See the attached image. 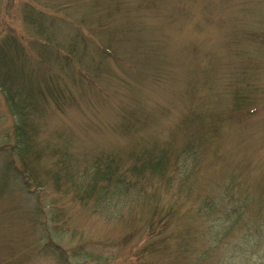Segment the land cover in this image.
<instances>
[{
	"label": "rangeland",
	"instance_id": "374dc122",
	"mask_svg": "<svg viewBox=\"0 0 264 264\" xmlns=\"http://www.w3.org/2000/svg\"><path fill=\"white\" fill-rule=\"evenodd\" d=\"M9 36L0 71L34 93L43 151L10 152L17 120L0 90V264H206L209 221L195 211L204 198L233 207L227 196L245 213L207 263L246 254L264 212V0H0V43ZM48 88L57 102L37 98ZM56 150L73 178L110 160L127 190L76 200L53 185ZM152 158L164 171L136 175Z\"/></svg>",
	"mask_w": 264,
	"mask_h": 264
},
{
	"label": "trees",
	"instance_id": "16d2710c",
	"mask_svg": "<svg viewBox=\"0 0 264 264\" xmlns=\"http://www.w3.org/2000/svg\"><path fill=\"white\" fill-rule=\"evenodd\" d=\"M24 16L27 24L32 26L38 32L41 31V25L39 26V24L41 22L42 15L39 12H35L34 8L31 7L30 9H28V12H25ZM14 41L17 42L16 39L11 36L2 38L0 43V50L2 48L5 49L8 46H14V44H16ZM47 55L46 53H44V55L42 53V56L44 58H47ZM49 85L51 84L49 83ZM20 88H23V86L15 84L14 80L8 74L4 72L2 73L0 71V90L2 91L6 100L10 104L11 111L17 120L14 136L15 146L9 148L10 152L18 157L26 156L27 159H29L30 157L37 158L39 154L43 151L41 149L36 150L35 147L37 127L35 124H33L32 118L35 116V114H38V109L34 106L35 98L33 101V105H31V99L34 93L32 91L30 93L29 90L25 91ZM46 96H52V98L56 102L60 98V96L53 94L52 89L49 90V88L47 92L42 91V94L37 95V98L43 99L46 98ZM56 151L54 152V155L56 157V168L58 172L56 171L55 174L51 177L53 185L57 188H70V191L73 192L74 198L76 200L85 203L89 201L90 197L92 198V195H95L96 192H101L102 197H107L109 196L107 190L108 188L121 189L122 192L123 188L127 190L128 184L125 183L126 181L120 180L117 182H110L112 181L113 175L115 173L112 172L115 168H113V170L110 168V160L108 161L106 158L103 157L91 159L90 162L85 163L84 168L81 170L85 173V175L81 173L80 176H74L73 178V168L71 167L70 170L69 166L63 165V163H67L64 157L66 154V150H60L57 152ZM152 159V161L147 160V165L152 164V166L147 167V170H145L144 172H142L143 168H139L137 169L138 173L135 174L138 176H143L146 174V172L151 174L150 170L157 174V171L163 172L164 169L162 167L157 168L156 165L153 167L154 163L158 162V160L155 158ZM61 164L63 165L62 171L59 172L61 170V168H59ZM178 168H180V166ZM86 176L89 178L86 179ZM20 177L26 187H30V185H33L28 181L30 175L23 173ZM37 188H42V186L39 187L37 185ZM99 189L100 191H97ZM100 198L101 197L97 198L98 201H101ZM107 199L108 197L105 200ZM226 199H228L229 203H233V207H230L224 211L219 210L217 207V204L222 203L221 199L218 198H204L197 205L198 208L195 212L198 215H204L206 218H208L209 223L206 232H208V236L210 237L208 239V242L206 243V246H203V250L199 254V262H205L206 264H209L207 262L210 258H212L211 254L222 247V242L224 241L223 234H226L232 228L237 226V221H241L242 217L244 216L246 205L245 200L241 199L240 201L235 200L232 202L230 196L224 198V200ZM256 214L257 217H255L256 221L254 222V225H251L250 227L247 226L245 230V238H247L246 247L253 248L255 253L251 256V253L249 254L248 249L245 247L244 251L246 252V254L242 253L241 255H237L236 253L232 252L228 256V258L224 260L221 264H236L238 259L246 260L247 254L250 256L252 264H264V243H262V240L264 238L261 239L262 236H264V212L257 211ZM214 215L216 216V218L213 217ZM168 218L169 216L166 213L165 217H160L159 221H157V224L154 225L156 236L159 239L158 243H166L168 236L171 235L170 228H168L169 223L166 222ZM251 242L252 246H250ZM157 249H161V246L157 247ZM239 264L242 263L239 262Z\"/></svg>",
	"mask_w": 264,
	"mask_h": 264
}]
</instances>
